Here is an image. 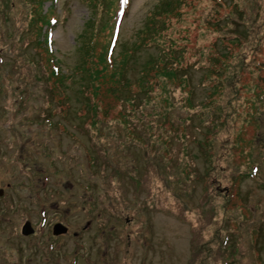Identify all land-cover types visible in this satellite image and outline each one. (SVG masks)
<instances>
[{
	"label": "rangeland",
	"instance_id": "rangeland-1",
	"mask_svg": "<svg viewBox=\"0 0 264 264\" xmlns=\"http://www.w3.org/2000/svg\"><path fill=\"white\" fill-rule=\"evenodd\" d=\"M120 6L0 0V264H264V0Z\"/></svg>",
	"mask_w": 264,
	"mask_h": 264
},
{
	"label": "trees",
	"instance_id": "trees-1",
	"mask_svg": "<svg viewBox=\"0 0 264 264\" xmlns=\"http://www.w3.org/2000/svg\"><path fill=\"white\" fill-rule=\"evenodd\" d=\"M118 2V0H116V3ZM120 8H121V6H120V0H119V13H120V15L124 12V8H123V11H121L120 12ZM50 24H51V22H50ZM237 39V37L234 39V40H231L232 42H234L235 40ZM244 39L246 40L247 39V37H245L244 36ZM248 42V41H247ZM259 45V44H258ZM258 45H256V46H254L252 49H256L257 47H258ZM243 49H245V44H242V46H241ZM217 50V49H216ZM217 53V52H216ZM170 54H167V59L168 60H171V58H168V56H169ZM228 55H230V52H229V50L228 49H225L224 51H220V52H218L217 53V56L219 57V58H221V59H226L227 57H228ZM246 56V55H245ZM218 57H216V55L214 56V58H212V60L211 61H208V62H213L214 64H216L217 66H219L220 64V61H219V58ZM158 59H160L161 61H162V63H160V61L158 60ZM104 60H105V57H104ZM149 64H151V66H152V70H154L155 71V78H156V81L159 79V80H161V78L162 77H164V78H166V79H168V80H171L172 78L175 80L176 78H178L177 77V73H176V71L175 70H170L169 69V65H170V62H169V64H167V62L166 61H163V58L161 57V55H159V57L156 59V58H153V60L152 61H150L149 62ZM261 67V66H260ZM58 71H59V68L58 67H56V66H54L53 67V74L55 75V76H58L57 74H58ZM167 72H169V74H170V77H168V75H167ZM221 73H223L222 71H220V77H221ZM38 75V74H37ZM205 75H206V77L208 78V76L210 75V74H208V76H207V73H205ZM211 75H214V76H218V74L216 73V72H211ZM237 76V73H235V77H234V81L236 80V77ZM211 77V76H210ZM219 77V76H218ZM187 78V77H186ZM188 79V78H187ZM209 79H211V78H209ZM230 79V78H229ZM146 82L144 81L143 82V88H145V84ZM127 84L129 85V82H127ZM156 82H154V83H152V85H153V87L151 88L152 90H156ZM186 84H187V81H186ZM230 84V83H229ZM123 85V82H121L120 83V86H122ZM160 85H161V82H160ZM188 85V84H187ZM166 86L167 85H163L162 86V90L163 91H165V92H168L169 94H170V91H169V88L167 87L166 88ZM231 86V85H230ZM214 89H216L217 88V91H220V90H222V91H224V85H222L221 83H219L216 87H215V85H214V87H213ZM215 92H216V90H215ZM264 89L260 92V93H258V95L256 96V102L257 103H262V102H264ZM148 93V92H147ZM132 97L131 96H129L128 94H126L125 95V100H127L128 102H130V105H134L133 103H132ZM135 103V102H134ZM254 108H255V110H258V106H257V104L255 103V105H254ZM251 121H252V123L253 124H256L257 123V125H259V120L257 119V114L256 113H254V115L251 117Z\"/></svg>",
	"mask_w": 264,
	"mask_h": 264
},
{
	"label": "water",
	"instance_id": "water-1",
	"mask_svg": "<svg viewBox=\"0 0 264 264\" xmlns=\"http://www.w3.org/2000/svg\"><path fill=\"white\" fill-rule=\"evenodd\" d=\"M2 190H0V194H2ZM30 224L28 223L24 228H23V234L30 233ZM68 232V228L65 227L62 224H56L54 226V235H61V234H66Z\"/></svg>",
	"mask_w": 264,
	"mask_h": 264
},
{
	"label": "flooded vegetation",
	"instance_id": "flooded-vegetation-1",
	"mask_svg": "<svg viewBox=\"0 0 264 264\" xmlns=\"http://www.w3.org/2000/svg\"><path fill=\"white\" fill-rule=\"evenodd\" d=\"M68 228V232L65 234V235H67V234H69V230H70V228L69 227H67ZM54 230V229H53ZM65 235H62V236H65ZM61 236V235H60ZM60 236H56V237H60ZM54 242V241H53ZM54 244V243H53ZM77 264V262H76V260H74V264Z\"/></svg>",
	"mask_w": 264,
	"mask_h": 264
}]
</instances>
